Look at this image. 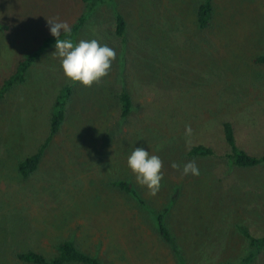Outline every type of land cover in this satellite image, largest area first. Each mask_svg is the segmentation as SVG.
<instances>
[{
    "label": "rangeland",
    "instance_id": "374dc122",
    "mask_svg": "<svg viewBox=\"0 0 264 264\" xmlns=\"http://www.w3.org/2000/svg\"><path fill=\"white\" fill-rule=\"evenodd\" d=\"M204 1L98 0L87 8L82 0H0V264H30L19 259L29 252L53 259L64 241L103 264H240L248 253L240 229L264 236V164L232 165L224 135L231 122L237 146L264 157V64L256 62L264 0H212L213 19L201 29ZM82 16L70 38L115 51L108 74L90 87L65 78L56 43L42 47L48 20L72 27ZM27 55L25 82L6 89ZM65 87L64 121L51 135ZM196 146L213 155H191ZM137 147L162 161L155 195L127 166ZM39 152L23 178L19 163ZM189 162L199 175H184ZM250 264H264V249Z\"/></svg>",
    "mask_w": 264,
    "mask_h": 264
},
{
    "label": "trees",
    "instance_id": "16d2710c",
    "mask_svg": "<svg viewBox=\"0 0 264 264\" xmlns=\"http://www.w3.org/2000/svg\"><path fill=\"white\" fill-rule=\"evenodd\" d=\"M87 8L93 7L98 0H82ZM213 1L205 0L197 11V22L198 27L201 29L207 28L213 19ZM84 21V16L80 17L79 20L72 26L70 37L80 28L82 22ZM125 29V23L121 16L117 18V32L119 35L123 34ZM64 36L58 39H63ZM51 43H56V38L52 35L46 36L43 41L42 47H45ZM34 56L27 55L25 58L21 59L14 72L5 81V88H10L15 84H20L25 82L26 74L31 66ZM256 62L259 64H264V54L257 57ZM70 96V88L65 87L56 99V102L52 111L51 118V135H55L61 124L64 121L65 106L66 102ZM121 101L123 104V115H127L130 111V97L127 93H122ZM224 135L225 140L230 147V152L226 155L230 163L239 168L252 169L264 164V157H257L250 155L246 151L240 149L237 146L234 127L231 122L224 123ZM190 154L198 157H207L213 155V151L205 146H196L190 150ZM41 159V152L27 157L25 160L21 161L18 165V172L23 178H28L38 167ZM114 186L126 192H133L131 183L127 181H116L113 183ZM158 225L161 235L167 242H171V236L164 225L163 217L158 218ZM241 233L248 241V253L245 260L240 264H250L255 260V257L264 249V236H255L247 228H241ZM19 259L30 264H103L97 258L85 253L80 248H78L72 241H64L58 246V255L53 259H47L45 256L29 252L19 255Z\"/></svg>",
    "mask_w": 264,
    "mask_h": 264
},
{
    "label": "clouds",
    "instance_id": "9594fccd",
    "mask_svg": "<svg viewBox=\"0 0 264 264\" xmlns=\"http://www.w3.org/2000/svg\"><path fill=\"white\" fill-rule=\"evenodd\" d=\"M50 34L56 38V53L61 58V69L65 78L73 84L90 87L105 77L115 58L114 49L101 45L99 41L79 40L70 38L71 28L66 22L48 20ZM64 36L63 39H58ZM190 133L191 129H186ZM127 166L135 176L136 182L146 187L152 195L160 188L163 179L162 161L157 155H151L142 147L134 148L128 156ZM172 167H177L173 164ZM184 175H199V169L194 162L184 165Z\"/></svg>",
    "mask_w": 264,
    "mask_h": 264
}]
</instances>
